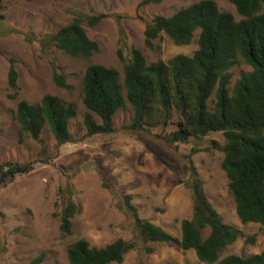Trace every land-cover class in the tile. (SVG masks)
Wrapping results in <instances>:
<instances>
[{"label": "rangeland", "instance_id": "obj_1", "mask_svg": "<svg viewBox=\"0 0 264 264\" xmlns=\"http://www.w3.org/2000/svg\"><path fill=\"white\" fill-rule=\"evenodd\" d=\"M143 1L2 0L0 164L31 162L33 168L0 185V264H30L37 256H42L40 264H70L68 248L82 238L96 248L119 238L133 242L135 247L119 264H205L194 250H183L178 241L181 220L190 218L193 212V171L223 222L241 233L220 257H247L264 251L259 224H243L237 216L221 167V132L172 142L174 124L132 129L134 112L127 103L114 116L113 132L87 133L81 79L89 64L113 67L122 77L132 48L142 52L148 65L180 54L192 55L197 48L198 32L186 45H176L162 33L151 49L145 46L144 32L155 16H172L200 0ZM214 1L236 20L242 18L230 0ZM100 14L104 17L96 25L83 23L88 37L98 43V52L83 59L55 48L52 37L62 26L76 16ZM10 60L17 71L19 92L15 98L7 79ZM54 67L65 76L70 88L55 85ZM250 70L239 59L229 70V87L241 73ZM45 94L76 105L77 116L70 121L71 142L57 145L47 125L40 134L41 142L31 138L18 140L19 129L13 119L17 103H39ZM69 199L79 212L71 220V233L62 235L59 214ZM129 205L139 218L161 227L176 240H144ZM202 234L206 237L209 228Z\"/></svg>", "mask_w": 264, "mask_h": 264}, {"label": "trees", "instance_id": "obj_2", "mask_svg": "<svg viewBox=\"0 0 264 264\" xmlns=\"http://www.w3.org/2000/svg\"><path fill=\"white\" fill-rule=\"evenodd\" d=\"M230 1L241 19L220 10L214 0H200L172 16L157 15L147 25L145 46L150 49L162 33L176 45H186L198 32L197 48L192 55L180 54L166 62L148 65L142 52L132 48L122 77L113 67L89 64L81 79L82 102L87 109L83 124L89 135L111 133L116 112L128 103L134 112L132 129L174 124L172 142L221 132L224 138V144L218 146L223 153L221 167L237 216L243 224H259L264 235V0ZM2 9L0 0V19ZM103 17V14L74 17L52 37L55 48L88 59L98 52L99 45L88 37L83 23L94 26ZM239 59L251 70L241 73L229 87V70ZM7 79L15 98L19 87L12 60ZM53 82L58 87L70 88L58 67H54ZM76 116L74 103L51 94H45L35 104L20 100L13 111L20 142L25 138L40 141L47 125L57 145L71 142L70 121ZM32 168L31 162L0 164V185ZM193 174L190 188L193 212L180 222L181 248L194 250L198 260L205 264H264V251L247 257L235 254L220 257L241 233L223 222L208 202L197 172ZM128 208L133 211L137 231L144 240L163 243L176 240L161 227L139 218L133 207ZM78 212L73 200H67L59 214L62 235L71 233V220ZM206 228L209 234L203 237ZM134 247L133 242L119 238L96 248L82 238L70 245L67 256L70 264H119ZM41 261L42 256H37L30 264Z\"/></svg>", "mask_w": 264, "mask_h": 264}]
</instances>
